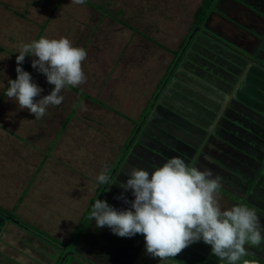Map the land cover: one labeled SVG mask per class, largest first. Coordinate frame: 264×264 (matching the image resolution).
I'll use <instances>...</instances> for the list:
<instances>
[{
    "label": "crops",
    "instance_id": "1",
    "mask_svg": "<svg viewBox=\"0 0 264 264\" xmlns=\"http://www.w3.org/2000/svg\"><path fill=\"white\" fill-rule=\"evenodd\" d=\"M253 1L258 2L259 8L264 10V0ZM241 3H243L241 0H215L213 8L227 7L232 12L235 7L238 9L242 6L243 8ZM64 4L65 6L68 4L66 0ZM58 10L61 11L59 5ZM212 13L217 14L216 12ZM244 14L247 16L249 12H244ZM247 18L252 17L247 16ZM194 19L190 29L179 39L176 37L172 39L171 43H163V40L166 39L165 28L151 30L154 35L158 34L157 31L163 32L158 37H154L155 41L160 44L157 46L159 48L158 57L150 55L148 52L146 54V47L142 45L140 49L135 44L133 46V41L139 37L130 33L127 41H131V43L127 46L130 49L133 46L135 49L130 51L132 53L128 55L129 58L125 59L124 53L116 56L106 68V73L110 77L100 79L89 76L86 86L90 87V92L97 89L98 97L86 91H80L78 87L67 86L77 94L85 92L86 96L90 98L95 100L99 98L98 100L102 101L101 103L106 107H113L117 100L112 98L109 102L107 97H115L116 91L126 92L132 84L134 87L137 84L139 89L144 87L145 75L140 76L139 73L141 66L145 65L155 71L153 74H148L146 83L149 84L146 85L148 91L150 83H152L153 90L149 94L151 98L152 91L156 90L158 84L160 86L168 75L163 88L165 93L162 95L160 104H157L155 112V105H152L154 114L147 120L146 127L142 126L144 133L141 135V143L145 139L144 142H147L150 147H145L135 137L131 145V147L136 146L134 152H130L129 156H127L129 151L124 154L125 141L132 140L134 136L132 132L137 130L131 129L128 123L127 126L124 125L126 129L118 127L116 122L113 124L104 123L105 121L99 116L102 112L96 116L90 113H78L80 117L76 116V113L74 114L76 108L83 107L84 101L90 102L84 100L80 106L72 107L70 112L74 116L69 118L67 115L65 125L73 121L74 118L78 126L86 127V130L82 129V132L85 131L84 136L98 139L96 149L87 150L85 156L82 157L83 161L76 167L77 172L69 167L70 165L66 161L59 165L50 164L47 161L49 158L46 159L44 154H42V160L38 165H33L32 171H28L26 158L21 161H10L9 155L3 157L5 162L0 167V207L11 212L14 211L18 215L25 213L27 210H22V205L30 194V189L38 190L40 193L36 194L37 199H39V194H43L42 199L37 202L38 210L28 211V214L36 219L44 233L51 234L57 239L60 238L64 243L73 241L77 234L76 231L81 227L80 230L83 231L84 236L81 231L78 232V235L81 234L80 238L78 239L77 236L75 242L70 245L76 249V253L86 252L84 251L86 247L91 249L92 246H96L95 244H99L109 248L105 253L108 254L109 261L114 256L116 264H160L159 258H153L147 254L142 234L133 237H119L106 226L97 228L93 220L90 222L87 219L86 224L83 225H81V220L88 215L96 199L106 200L109 205L118 210L130 208V205L116 197L124 191L119 185L126 182L125 174L131 171L132 166L151 173L154 167L162 166L168 159L181 157L186 163L197 166L200 170L211 169L214 176L220 177L221 187L218 190V198L222 210L229 209L234 205H243L255 211L260 217L261 224H264V30L259 40L251 34L244 38L246 39L245 47L241 49L246 48L248 51L245 53L230 46L228 48L218 42V39H224L225 43L227 39L236 41L242 35L231 34L235 26L229 20L220 17L206 19L203 27L211 33L210 36L206 40L198 37L186 60H183L186 52L179 58L177 53L192 32ZM259 20L264 23V18L261 17ZM105 21L101 26L95 28L97 31L95 36L94 32L96 31L90 35V37L93 36L92 42H95L96 36L97 41L102 39L106 41L108 38L106 32L113 33V24H106ZM121 27L124 28L122 25ZM40 34L36 40L44 35ZM194 35L193 37H195ZM144 41L150 44L149 41ZM191 41L186 44L185 51L189 48ZM117 43L118 40L114 38L112 44L116 47ZM101 50L99 51L101 52ZM199 50L203 52L200 55H198ZM195 58L199 59L201 64L199 63L193 69L188 68L186 64L193 63ZM27 63L31 64V62ZM180 63H182L181 66H179ZM177 67L180 70L173 76ZM162 68H165L163 73L166 74H163L164 77L161 80ZM168 69L170 71L173 69V71L168 74ZM112 74L120 76H111ZM150 78H152L151 82ZM78 96L80 99L79 94ZM94 105L104 112L112 113V116L116 117L111 118L110 116L113 121L119 118L120 120H117L120 122L122 120L123 123L124 120L119 116L120 110L109 112V109L101 108L99 104ZM146 105L148 106L149 102ZM96 121L110 128L108 130L102 128L97 125ZM115 127H118L115 131L120 135L125 133L122 136L123 140L120 136L112 135L109 137L112 146L108 141H106V145H103L100 140L103 137L102 132L104 130L107 133L111 132ZM116 139L118 142L120 139L122 141L120 150L116 148ZM98 146L102 149L98 150ZM98 153H102L104 156L102 157ZM119 154L121 159L118 160ZM122 154L125 155V158H122ZM117 163L118 165L115 167ZM50 167L52 168L50 169ZM12 170H20V173ZM105 170L108 176L112 171L113 174L107 184H101L97 177ZM11 176L15 177L12 179L20 180L22 184H15L14 187L10 185ZM50 182L51 184H49ZM54 183L61 192L59 198L54 197V194L48 196L50 192L48 186ZM93 185L91 193L90 189ZM124 194L129 200L134 199L130 190ZM60 203H63V206L58 208ZM43 205H46V208H43ZM55 211L61 212L66 218L68 215L71 217L60 226L47 225L40 220V218L55 219ZM40 213H43L42 217ZM4 217L0 215V264H57L61 261L64 254L62 251L66 250V246L62 247L63 243L60 242L58 245L54 242L55 244H52L56 248L54 249L47 244L50 242L41 236L27 231ZM34 226L31 227L34 228ZM38 228L34 229L41 231ZM261 234L264 236V232ZM88 235L92 236L93 241L98 240V242L87 241ZM55 241L58 242V240ZM245 247L247 254L239 264H243L244 260L249 261V264H264V241L259 246L246 245ZM70 254L73 253L70 252ZM89 259L91 260V258ZM92 259L101 264L104 263L100 262L101 259H95V257ZM167 264H222V262L211 253V246L200 240L192 243L176 257L170 259Z\"/></svg>",
    "mask_w": 264,
    "mask_h": 264
},
{
    "label": "rangeland",
    "instance_id": "2",
    "mask_svg": "<svg viewBox=\"0 0 264 264\" xmlns=\"http://www.w3.org/2000/svg\"><path fill=\"white\" fill-rule=\"evenodd\" d=\"M64 1L0 0V167H2L4 164L3 162H5L3 157L9 155L11 158L10 161H21V159L26 158L25 161L28 165V171H32L34 168L33 165H38L40 160H42V154H44V156L47 157L46 159L49 158L47 161H49L50 164L54 163L55 165H59L63 161H66L70 165L69 167H72V169L77 172L76 167L78 163L83 161L82 157L85 156L87 150L96 149V143L98 141V139L93 138L92 136H84L85 131L82 132V129L86 130V127L82 128V126H78L75 123L74 118L73 121L65 125L67 115L69 118L74 116L70 112L72 107L74 108L75 106H80L84 100H88L90 102L84 101L82 104L83 107H80V109L76 108L74 111L76 116L78 113H90L96 116L98 113L102 112L99 114V116L105 121L104 123L113 124V122H116L115 124L119 125L118 127L123 129H126L124 125L127 126L128 123L131 129L137 130L136 132H132L134 135L132 140L129 139L128 141H125L126 149L124 154H126V151H129L127 154V156H129L130 152L133 153L136 147L134 145L131 147L134 138L137 137L141 143V135L144 133L142 126L144 125V128L146 127L148 123L147 120H149L152 117V114H154L156 111V108L158 107L157 104H160L162 95L165 93V90L163 89L164 84L166 83V79L168 77L167 75L165 81H163L160 86L158 84L156 90H154L155 92L152 91L151 98L149 94L150 91L153 90L152 83H150L149 91L146 89V85L149 84L146 83L148 74H153L155 71L153 69L151 70L150 68H147L145 65L141 66V72L139 73L140 76L145 75L143 79L144 87L139 89L137 88V84L134 87L131 83L132 85H130V88L126 90L127 93L123 90L121 92L116 91L115 97H107L109 102L112 98L117 100L116 105L113 107H106L101 103L102 101L98 100L99 98L96 100L94 98H90L89 96H86L85 92H78L80 95V99H78V94L71 90L72 88L69 89L67 86H65L61 92V95L64 97L62 103L58 106H49L46 110V114L42 118L36 119L34 114H30L27 109H19L17 102L8 99L5 95L8 87V81L10 79H16V56L19 55L18 52L22 44L31 43L32 41L36 40L37 37L41 35L40 33L44 34L43 36L46 38L49 37L50 39H59L60 37H66L68 39L70 38L69 40L72 42L73 46L81 47L87 52V58L82 62V68L86 76V82L85 84L78 86V89L98 97L97 89L90 92V87L86 86L89 76L100 79L110 77V75L106 73L107 66L112 61H114L116 56H118L120 53H124L125 59H128V55L132 53H130V51L135 49L133 47L134 44L138 47V49H140L141 45L146 47V54L148 52V54H153L154 56L158 57L159 48H157V46H160V44L155 41L156 39H154V37H158V35L163 34V32L157 31L158 34L154 35L153 31L151 30H161L162 28H165L166 39L163 40V43L165 44L172 41V39L175 37L179 39L180 36H183L186 31L190 29V25L192 24L194 18V13L200 7L203 0H85L83 5L75 4L72 2V0H66L68 3L66 6ZM241 1H243V3L240 5H243L244 7L242 8L241 6L238 9L235 7V9L233 8L234 10L232 9V12L227 7L220 8L218 6V8L214 9L212 5L211 11L216 12L217 14H213L210 11L207 18V20L216 17L225 18L229 20L233 26H235L234 31L232 30L231 34L238 36L242 34L237 38L239 40L234 41L227 39V42L225 43L224 39V41L218 39V42L223 43L224 46H228V48L231 47L237 50H242L241 48L245 47L246 39L244 38L249 37L251 34L257 38V40H259L261 38V33L264 30V23L259 20L261 17L264 18V10L259 8L260 5H258V2L253 0ZM58 5L61 11L58 10ZM244 12H249L250 16H247L252 18H247ZM105 18H109L110 20ZM46 21L49 23H45ZM104 21L106 24H113V33L106 32L108 37L106 38L107 42L105 39L97 41V36L94 39L95 42H92L93 36L90 37V35H92L93 31H96L95 28L101 26ZM121 25L124 28H122ZM106 27L108 28L107 25ZM191 31L192 32L189 34L185 44L177 53L179 58L184 52H186V56H184L183 60H186L188 53L192 50L193 45L196 43L198 37H200V39L202 38L206 40L208 36H210L209 34H211L209 31L207 32L206 28L203 26H194L192 27ZM193 32H195V37L191 39L192 43L190 44L187 51H185L186 44ZM96 33L97 31L94 32V36ZM130 33H133L132 35L139 37L133 41V46L131 49L129 46H127L131 43V41H127ZM114 38L118 40L116 47L114 44H112V40H114ZM141 38L149 41L150 44ZM167 39H169V41H167ZM100 49H102L101 52L99 51ZM142 50L145 51V49ZM163 50L166 51V49ZM242 51L247 53L246 51L248 50L244 48ZM99 53L101 54L99 55ZM33 59L34 57L31 55L25 57L26 62L32 63ZM181 65L182 63L179 64V66ZM22 68L29 72L33 78V82L43 89L40 96L36 98L37 100L51 93L55 86L49 84L43 74L33 69L29 64H23ZM173 69L171 71L168 69V74H170ZM179 70L180 68L177 67L174 70L175 72L173 76L177 74ZM164 71L165 68H162L161 80L166 74L163 73ZM156 73H158V71H156ZM111 76L118 77L120 75L112 74ZM151 80L152 78H150V82ZM123 83L128 85L126 82ZM122 96L124 97L122 98ZM103 99L106 100L105 97H103ZM157 100L158 102H156ZM145 102H149V105L147 106ZM91 103L96 105L99 104L101 108L105 107L106 109H109V112L120 110L121 114L119 116L124 120L123 123L122 120L121 122L119 121V118H117L119 120L115 119L113 121L111 118H114L115 116H112V113L104 112ZM152 105H155L153 113ZM78 116L80 117V115ZM89 118L92 117L89 116ZM86 120L88 122V118H86ZM96 123L98 126H101L107 130L110 128L108 126L105 127L104 124L98 121H96ZM118 127L113 128L112 131L108 133L106 130H104L105 132H102L103 137L100 140L103 145H106V141H108L112 146L111 139H109V137L112 135L120 136L122 139V136H124L125 133H121L120 135V133L115 131V129ZM121 139L119 142L116 139L117 150H120L122 143ZM144 141L141 144H143L145 147H150V145ZM97 149L101 150L102 148L98 146ZM98 155H102V157L104 156L102 153H98ZM122 158H125V155L122 154ZM119 159H121L120 154L118 155V160ZM117 165L118 163L115 165V167ZM51 168L52 167H50V169ZM12 171L20 173V170ZM112 174L113 171L109 175L110 178ZM12 178L15 177H10L9 184L13 185V187L15 184H22L20 180ZM49 184H51V182ZM73 186L75 187V184ZM48 188L50 189L48 196L54 194V197L59 198V194L61 192L56 187L55 183L48 186ZM93 188L94 185L91 186V193L93 192ZM38 193H40L38 190L34 191L30 189V194H28L22 205V210H27V212H25L26 214L19 213L18 215L16 212L12 211L14 215L16 214L17 216H15L24 221V223H28L31 226L36 225L37 227L34 226L36 229L40 225L37 223L36 219H33V216L28 214V211L38 210L37 202L40 201L43 196V194H39V199H37L36 194ZM31 197H34L37 200ZM53 199L55 200V198ZM61 206H63V203H60L58 208H61ZM39 208L42 207L39 206ZM43 208H46V205H43ZM91 210L87 216L83 217L81 220V225L86 224L87 219H89L91 222L92 219L89 218ZM68 212L70 211L68 210ZM54 213L56 215L55 219L40 218V220L45 222L47 225L60 226L71 217V215H68L66 218L61 212L55 211ZM40 216L42 217L43 213H40ZM72 219L73 221L75 220L74 214L72 215ZM18 226L23 227L19 224ZM38 229L41 230L40 232L42 234H44V239L47 240V242H50L47 244L52 246L54 249L56 248L52 244L55 243L51 241V238L58 240L59 244L60 242L63 243V248L66 246V250H63L62 252H64L63 256L66 254L67 256L65 257L62 264H101L92 259L93 257H95V259H101L100 262H104L102 264H116L114 261V256L112 257L113 260L110 259L109 261L108 254L105 253L106 249L109 250V248L105 245H103V247L102 245L95 244L96 246H92L91 249L86 247L84 249L86 252H80L78 254L75 252L76 249L74 247H70L67 242L64 243V241H62L60 238L57 239L51 234L44 233L41 227ZM80 229L81 227L76 231L77 234L74 236L75 238H73L74 241L76 240L77 236L78 239L80 238L81 234L84 236L83 231ZM80 231L81 234L78 235V232ZM47 236H49V238ZM87 241L98 242V240L93 241L92 236L90 235L87 236ZM57 250L59 251V249ZM70 252L73 254H70ZM89 258H91V260Z\"/></svg>",
    "mask_w": 264,
    "mask_h": 264
},
{
    "label": "clouds",
    "instance_id": "3",
    "mask_svg": "<svg viewBox=\"0 0 264 264\" xmlns=\"http://www.w3.org/2000/svg\"><path fill=\"white\" fill-rule=\"evenodd\" d=\"M83 5L85 0H72ZM16 56V79L8 81L5 95L27 109L36 119L46 114L49 106H58L65 86L78 87L86 82L82 62L87 52L73 46L66 37H40L20 46ZM34 57L31 67L54 85L50 94L39 100L43 89L33 82L31 74L22 68L25 57ZM124 190L116 198L130 205L116 209L106 200L96 199L90 218L97 228L108 227L119 237L142 234L148 255L167 264L194 242L203 240L222 264H239L247 254L246 245L259 246L264 241V224L256 212L243 205L222 210L219 203L220 177L211 169L200 170L181 157L168 159L162 166L147 170L131 167ZM101 184L110 177L106 170L98 175ZM131 191L129 200L124 194ZM243 264H249L244 260Z\"/></svg>",
    "mask_w": 264,
    "mask_h": 264
},
{
    "label": "trees",
    "instance_id": "4",
    "mask_svg": "<svg viewBox=\"0 0 264 264\" xmlns=\"http://www.w3.org/2000/svg\"><path fill=\"white\" fill-rule=\"evenodd\" d=\"M214 2H215V0H203L202 1L200 7L194 13V18L195 19H194L193 27L194 26H203V24L205 23L206 19L209 16V13H210V11L212 9V5L214 4ZM23 64H28V63L25 61ZM29 65H31V64H29ZM0 215L1 216H5V217H7L10 220L17 221L19 223V225H22L23 227L28 229L30 232H32V233L44 238V236H43L44 234H42L40 231H37L33 227L27 225L26 223L22 222L21 220H19L11 211L5 210V209L0 207ZM51 241H53L56 244L60 245L58 242H56L52 238H51ZM72 242L74 243L75 241L74 240L73 241L70 240L69 242H67V244L71 245Z\"/></svg>",
    "mask_w": 264,
    "mask_h": 264
},
{
    "label": "flooded vegetation",
    "instance_id": "5",
    "mask_svg": "<svg viewBox=\"0 0 264 264\" xmlns=\"http://www.w3.org/2000/svg\"><path fill=\"white\" fill-rule=\"evenodd\" d=\"M199 53H198V55H200V54H202L203 52H201L200 50L198 51ZM197 55V54H196ZM201 61H199V59H196L195 58V60H194V62L193 63H189V64H186V66H188V68H190V69H193V68H195V67H197V65L200 63ZM201 64V63H200ZM189 69V70H190Z\"/></svg>",
    "mask_w": 264,
    "mask_h": 264
},
{
    "label": "water",
    "instance_id": "6",
    "mask_svg": "<svg viewBox=\"0 0 264 264\" xmlns=\"http://www.w3.org/2000/svg\"><path fill=\"white\" fill-rule=\"evenodd\" d=\"M193 35H194V32H193V34H191L189 41H191ZM189 41H188L187 43H189ZM251 205H252V204H251ZM12 221H13L14 223H16L17 225L19 224L17 221H14V220H12ZM22 228H23V227H22ZM24 229H26V228H24ZM26 230L29 231L28 229H26ZM29 232H30V231H29ZM66 255H67V254H66ZM66 255L62 257L61 262H60L59 264H62V262L64 261Z\"/></svg>",
    "mask_w": 264,
    "mask_h": 264
}]
</instances>
